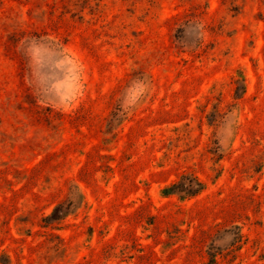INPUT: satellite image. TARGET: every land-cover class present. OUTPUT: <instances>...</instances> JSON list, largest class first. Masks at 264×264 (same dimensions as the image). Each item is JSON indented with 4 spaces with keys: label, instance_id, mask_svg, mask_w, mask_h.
<instances>
[{
    "label": "rangeland",
    "instance_id": "obj_1",
    "mask_svg": "<svg viewBox=\"0 0 264 264\" xmlns=\"http://www.w3.org/2000/svg\"><path fill=\"white\" fill-rule=\"evenodd\" d=\"M0 264H264V0H0Z\"/></svg>",
    "mask_w": 264,
    "mask_h": 264
},
{
    "label": "trees",
    "instance_id": "obj_2",
    "mask_svg": "<svg viewBox=\"0 0 264 264\" xmlns=\"http://www.w3.org/2000/svg\"><path fill=\"white\" fill-rule=\"evenodd\" d=\"M202 189H203V184L200 181H197L196 186H190V185L187 186L177 181L165 186L162 191L164 195L179 193L183 190L184 192H186L187 195H195L199 193ZM60 209H61V205L57 206L54 212L52 213L51 218L56 219V215L59 213Z\"/></svg>",
    "mask_w": 264,
    "mask_h": 264
}]
</instances>
